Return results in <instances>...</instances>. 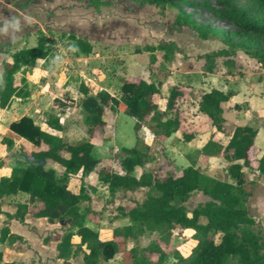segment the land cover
I'll use <instances>...</instances> for the list:
<instances>
[{
  "label": "trees",
  "instance_id": "trees-1",
  "mask_svg": "<svg viewBox=\"0 0 264 264\" xmlns=\"http://www.w3.org/2000/svg\"><path fill=\"white\" fill-rule=\"evenodd\" d=\"M31 1L26 0L20 9ZM89 1L95 7L107 4L101 0ZM133 1L158 7L175 6L177 13L173 24L178 30L190 29L200 39L212 38L222 42L225 47L205 53L203 57L206 60L213 62L216 57L222 56L226 58V65L232 66L236 52L241 51L255 59L264 70V0H251L250 8L236 7L232 4L233 0ZM182 4L209 7L217 17L227 21L231 28L220 29L197 22L181 7ZM59 37L69 41L76 57L87 56L93 50L86 36L62 32ZM15 43L0 42V53L11 59L10 63H4L0 72V108L8 107L14 97L23 100L30 95L25 74L37 65L38 60L42 59L41 66H46L52 50L49 37L43 32L38 35L34 46L13 50ZM158 50L162 51L164 62L169 63L181 48L174 41H159L156 45L138 47L136 52H149V61L153 63L156 61L155 51ZM212 70L213 65L209 64L205 72ZM17 73L21 74L18 79ZM160 82L123 77L118 95H113L104 89H94L85 80L79 81L77 90L81 97L77 106L88 137L100 135L106 124V108L134 118L133 130L136 136L143 126L162 140L181 129L187 118L186 114H182L181 103L187 100L185 96L188 98L191 91L186 93L181 85L172 84L165 96V108L161 110L158 106ZM232 96L231 90L211 88L201 92L197 100L199 117L214 128L200 149V160L207 162L210 156L224 158L229 162L227 174L231 181L210 176L192 165L178 172H169L162 178H155L145 167L152 158L150 146L141 144L138 137L134 146L120 148L122 155L119 164L123 173L114 171L109 165H100V159L92 154L93 144L89 139L69 143L62 137L64 127L59 115L74 102L70 98H53L51 109L56 111L48 113L45 119L51 131L41 129L30 116L23 115L10 122V133L2 138L7 148L13 145L11 133L23 142L20 146V159L12 167L10 175L0 176V214L3 213V198L18 193L27 194L29 203H17L13 214H4L20 222H23L26 213L34 217H45L51 223L69 221L75 230L68 229L62 234L56 245L57 257L67 259L82 252V264H101L119 253L123 256L122 264H167L170 258L173 259L170 264H264V235L249 214L251 191L246 188L243 171L246 167L264 175V155L256 159L248 156L258 130L250 124L236 125L226 143H222L216 135L223 132L225 123L221 104ZM193 135V132H184L182 138L189 141ZM2 164L3 159L0 157V166ZM52 164L62 166L63 170L57 171ZM136 168L141 169L138 175L135 173ZM75 174H79L81 179L77 192L68 188V180ZM89 174H95L96 180L107 187L110 195L118 191L146 188L142 201L130 200L129 205L118 207L128 223L111 228L109 238L101 237L99 231L85 224L86 212L90 208H83L81 204L90 200L89 189L95 190V186L87 185L83 180ZM195 191H200L207 199L189 210L185 203ZM203 218L205 221H201ZM146 232L157 233V238L145 247H127L129 240H136ZM174 233L182 239L180 248L171 243ZM74 235L79 237L76 245L72 243ZM216 235L218 241L214 239ZM16 240H21V237L10 233L7 225L0 228V242L12 244ZM191 241L193 244L188 246L186 243ZM182 247L187 251H182Z\"/></svg>",
  "mask_w": 264,
  "mask_h": 264
},
{
  "label": "rangeland",
  "instance_id": "rangeland-1",
  "mask_svg": "<svg viewBox=\"0 0 264 264\" xmlns=\"http://www.w3.org/2000/svg\"><path fill=\"white\" fill-rule=\"evenodd\" d=\"M25 1L0 0V42L15 41L16 43L12 46L14 50L34 46L41 32L48 35L52 47L50 57L46 66L35 69L28 76L32 84L30 93L35 89H41L42 85L52 92H47L50 98L46 97L42 100L40 106L43 110L47 106L51 110V101L56 96L73 97V99L70 98L74 103L69 108V113L60 116L65 127L64 139L67 142L75 143L78 140L89 139L84 131L85 125H83L81 111L75 105L80 94L76 88L81 80L89 81L91 77H96L94 88L98 85L106 86L114 95H118L123 77L143 78L156 83L161 81L160 89L163 93H167L166 86L172 84L181 85L186 93L191 91L188 98L185 96L191 106L187 107L188 109L186 106L182 108V114H186L187 118L183 121L181 129L163 140L157 138L146 127H143L136 136L133 130L134 119L123 112H119L118 117L115 115V129L108 125L107 138L100 140L98 135L96 146L92 150L93 156L101 159V164H110L109 166L118 170L119 157L122 155L120 148L134 146L138 137L141 144L150 146L152 158L145 167L152 172L155 178H162L169 172H178L181 168L192 165L201 168L210 176L231 181L227 174L229 162L224 158L210 156L207 162L200 160V149L214 128H210L206 120L197 116L195 103L200 92L211 88L233 91V96L227 104H224L223 132L216 134L221 142L226 143L236 125L250 124L256 127L258 132L248 156L250 159H256L264 155V70L255 60L243 56L240 51L236 52L232 66L226 65V58L222 56L216 57L213 62L206 60L203 57L205 53L219 50L225 47L224 44L217 39H200L190 29L178 30L173 24L177 13L175 6L158 7L151 4H140L133 0H101L107 4L95 7L89 0H33L20 9ZM232 4L236 7H252L251 0H233ZM181 7L197 22L220 29L231 28L227 21L217 17L209 7L201 5L191 7L184 4ZM213 7L218 9V6ZM21 13L30 16L32 23L29 24L20 15ZM13 16L19 18L18 27L17 22L12 20ZM62 32H73L78 36H86L93 46L92 52L87 56H74L69 48V41L65 37H59ZM159 41H174L181 48L180 52H175L171 62H164L163 53L159 50L155 51L156 61L153 63L149 61V52H136L138 47L146 44L156 45ZM10 60L7 55H0V72L3 70L4 63H10ZM209 64L213 65V70L205 72ZM20 76V73L16 74L17 79ZM190 84L193 85V90H189V87L192 88ZM159 106L164 107L161 96H159ZM23 112L25 113L26 110ZM48 113L50 112L43 113V119ZM7 118L0 116L1 137L5 135L8 125ZM43 119L39 117L38 123H42ZM75 123L79 128L73 125ZM70 129L72 131H69ZM184 132H195V134L191 140L185 141L182 138ZM19 144L20 142H16L4 153L3 158L7 160L9 166L17 164V158L20 157ZM139 171L141 169L137 168L135 173ZM243 171L246 188L251 191L248 202L249 214L255 219L256 227H259L264 235V175L246 167ZM145 193L146 188H138L110 195L108 190L100 185L97 192L91 194V202L88 204L96 210L97 215H92L86 223L100 230L101 237L110 236L107 231L108 226H116L124 222L118 207L129 205L131 199L142 201ZM12 196L8 197L6 204L11 205L13 201H27L24 193ZM206 199L207 197L200 191H195L185 205L190 210ZM86 205H81V207L84 208ZM29 228L36 231L39 242L36 248H39V251L26 244L16 246L19 249L15 248V251L12 245H0V251L3 253V249L10 250L7 253L14 258L24 255V258L19 256V259H23L21 264L35 262L39 264H82L80 254L77 257L74 256L73 259L71 257L61 259L53 250L56 240L62 233L68 229L75 230L69 221H57L53 225L42 222L33 224V227ZM185 233L189 235L188 231ZM156 238L157 233L146 232L138 239L129 242L131 244L128 243L127 246L145 247ZM214 239L218 241V235ZM181 240V237L174 233L171 243L180 248ZM186 244L189 246L193 242ZM181 249L184 252L187 251L184 247ZM23 252L25 254H21ZM172 260L170 258L167 264H170ZM122 263L123 256L120 253L114 260L103 261L101 264Z\"/></svg>",
  "mask_w": 264,
  "mask_h": 264
},
{
  "label": "crops",
  "instance_id": "crops-1",
  "mask_svg": "<svg viewBox=\"0 0 264 264\" xmlns=\"http://www.w3.org/2000/svg\"><path fill=\"white\" fill-rule=\"evenodd\" d=\"M240 53L243 55V56H246L247 58H250V57H248L246 54H244L243 52H241L240 51ZM1 54H3V53H0V55ZM241 55V56H242ZM86 58V57H85ZM251 59H253V58H251ZM253 60H255V59H253ZM11 61V60H10ZM256 61V60H255ZM43 62V60L41 59V60H38L37 61V65L35 66V67H33L32 68V71H28L26 74H25V78H26V81H27V84H28V91L30 92L31 91V88H32V84H31V82H29V78H28V76L30 75V73H32L35 69H39V68H41V67H43V66H41V63ZM18 74V73H17ZM89 79V78H88ZM85 81H87V80H85ZM95 81H97V78L96 77H91L90 79H89V81H87V82H89L90 84H96V82ZM148 81V80H147ZM104 82V81H103ZM181 83H183V81H180ZM48 85V84H47ZM104 85H105V83H104ZM171 85H167L166 87H167V90H168V88L170 87ZM190 86H192V88H190L189 87V89H194V87H193V85L192 84H190ZM94 87V86H93ZM46 88V86L45 85H42L41 86V89H39V90H33V92L32 93H30V95L29 96H26V98L25 99H21V98H19V97H14L12 100H11V102H10V104H9V106L8 107H6V108H0V116H2V117H8L6 120H8L7 121V123H8V125L6 126V130H5V135H2V137L0 136V157L3 159V164H2V166H0V176H9L10 175V173H11V169H12V167L13 166H9L8 164H7V160H5V158H3V156H4V153L6 152V149H7V147H6V145L4 144V143H2V138L4 137V136H7L9 133H10V129H9V124H10V122H12V121H14V120H17V119H19L21 116H23V115H28V116H30L32 119H33V121H34V123L35 124H37V125H39L40 127H41V129H44V130H47V131H51L48 127H47V125L45 124V119L47 118H45V119H43L44 118V116H43V113L44 112H53V111H56V110H49L48 109V106H47V108L45 109V110H43V109H41V106H40V104H41V102H43L42 100L44 99V98H46V97H48V98H50V95L48 94V93H52L51 91H49L48 89H45ZM97 88L100 90V89H104V90H107L109 93H111L110 92V90H109V88L108 87H106V86H102V85H98L97 86ZM97 88H94V89H97ZM77 89V88H76ZM209 89H207V90H203V91H208ZM78 91V90H77ZM48 92V93H47ZM112 94V93H111ZM200 94H201V92H200ZM199 94V95H200ZM114 95V94H113ZM167 95V93H163V92H161V89H160V96H161V98H162V100H163V102H164V107L163 108H161L160 106H159V98H158V106H159V108L161 109V110H163L164 108H165V102H166V99H165V96ZM70 96V95H69ZM56 97H58V96H56ZM78 97H79V99H80V97H81V94H79L78 95ZM55 98V97H54ZM58 98H61V97H58ZM70 98L71 99H73V97H71L70 96ZM199 99V98H198ZM197 99V100H198ZM53 100V99H52ZM79 101V100H78ZM229 101V100H228ZM228 101H226V102H223L222 104H221V106H222V108L224 109V104H227V102ZM51 103H52V101H51ZM48 105V104H47ZM76 106H77V103L75 104ZM183 106H186V109H188L190 106H191V104H189L188 103V101L186 100V101H184V102H182L181 103V107L183 108ZM70 107H72V106H70ZM69 107V108H70ZM78 107V106H77ZM188 107V108H187ZM50 108H51V106H50ZM185 109V108H184ZM24 110H26V112L24 113L23 111ZM195 110H196V112H197V101H196V103H195ZM111 110L110 109H108V108H106V110H105V120H106V124H105V126L103 127V129H102V131H101V133H100V140L102 139H105V138H107V128H108V125L109 126H111V127H113L114 129H115V115H117V117H118V113L120 112V111H118V112H112V114H111ZM65 113L67 114V113H69V109L68 110H65L63 113H61L60 115H59V117L60 116H62V115H65ZM198 113V112H197ZM196 113V114H197ZM110 115H111V117H110ZM199 114H197V116H198ZM39 117L40 118H42L43 119V121H42V123H38V119H39ZM134 119V118H133ZM134 122H135V119H134ZM60 123L63 125V123H62V120H61V117H60ZM111 124V125H110ZM74 126H76L77 128H79V126L75 123V124H73ZM84 125V124H83ZM63 127H64V125H63ZM144 128H145V126H143ZM142 127V128H143ZM141 128V129H142ZM147 128V127H146ZM211 128V127H210ZM113 129V130H114ZM140 129V130H141ZM148 129V128H147ZM64 130H65V127H64V129H63V131H62V137L64 138V135H63V133H64ZM139 130V131H140ZM149 130V129H148ZM69 131H72V129H70ZM84 131H85V133H86V128L84 127ZM138 131V132H139ZM150 131V130H149ZM114 132V131H113ZM151 132V131H150ZM152 133V132H151ZM174 134V133H173ZM194 134H195V132H194ZM11 135H12V139H13V145H12V147L16 144V142H20V144L18 145V150H19V154H20V146H21V144H22V139L21 138H18V137H16L14 134H12L11 133ZM86 135H87V133H86ZM136 135V134H135ZM172 135V134H171ZM257 135V134H256ZM88 136V135H87ZM97 136L98 135H94L93 137H89V140H90V142L93 144V148H94V146H96V140H98L97 139ZM138 136V135H137ZM209 138V137H208ZM207 138V139H208ZM229 138V137H228ZM207 139H206V141H207ZM137 140V139H136ZM228 140V139H227ZM79 141V140H78ZM205 141V142H206ZM77 142V141H76ZM204 142V143H205ZM70 143V142H69ZM148 145V144H147ZM124 147V146H123ZM259 158V157H258ZM17 159H20V157L19 158H17ZM100 159V158H99ZM100 165H103V164H101V159H100ZM110 165V164H109ZM15 166V165H14ZM52 167H54V168H56L57 169V171H62L63 170V167L62 166H60V165H58V164H52L51 165ZM111 167V166H110ZM112 168V167H111ZM114 171H116V172H118V173H123V171H122V169H121V167H120V164H119V169L118 170H116V169H114V168H112ZM137 169V168H136ZM136 169H135V171H136ZM141 171H139V173H140ZM139 173H136V175H138ZM84 182L87 184V185H92V186H95V190L94 191H91L90 189H89V191H88V195H89V197H90V200L89 201H84V202H82V204L81 205H84V204H87L86 206H89L88 204L91 202V194H94L95 192H97V190H98V187L101 185V186H103V187H105L106 189H107V187L105 186V185H102L100 182H98L97 180H96V178H95V174H89L88 176H86V177H84ZM89 180H91L92 182H90ZM79 182V183H78ZM90 182V183H89ZM80 183H81V179L79 178V174H75V175H72V176H70V178H69V180H68V188L71 190V191H73V192H77L78 191V189H79V187H80ZM126 191H129V190H126ZM118 192H122V191H118ZM19 194V193H18ZM18 194H16V195H18ZM16 195H13L12 197H14V196H16ZM26 196H27V194H26ZM27 198V200H28V196L26 197ZM131 200H136V199H131ZM130 201V200H129ZM8 202V197H6V198H3L2 199V201H1V209H2V211H3V213H1L0 214V228L1 227H3L4 225H7L8 226V229H9V231H10V233H13V234H16V235H18V236H20L21 237V240H16V241H14L12 244H9V245H12V249H14V251L16 250V249H19L18 247H16V246H22V245H24V244H26V245H30V248H34V250L36 249L37 251H39V248H36V246L37 245H39V242H38V240H37V236H36V231H34V230H32L31 228H29V227H33V224L34 225H36V224H38V223H42V222H46V223H48V224H50V225H53V224H55V223H57V221L56 222H48L47 221V219L45 218V217H34V216H32L30 213H26L25 215H24V219H23V222H20L19 220H17L16 218H8L4 213L6 212V213H9V214H13L14 213V211L16 210V204L17 203H21V202H28V201H17V202H15V201H13V203L11 204V205H9V204H6ZM3 203H5V204H3ZM29 203V202H28ZM86 206H84V207H86ZM89 208H90V212H88L86 215H87V218H86V220H85V224L87 225V226H89L90 228H92L90 225H88L87 223H86V221H87V219H91V217H92V215H97V212H96V210H94V209H92L90 206H89ZM120 213V212H119ZM120 215H121V219H123L124 220V222L122 223V224H119V225H116V226H108V229H107V231H108V233H109V235H110V233H111V228H114V227H118V226H123V225H125V224H127L128 223V219L125 217V216H123L121 213H120ZM42 218V219H41ZM97 222V221H96ZM92 229H94V228H92ZM94 230H97V229H94ZM97 231H99V233H100V230H97ZM106 231V230H105ZM63 234V233H62ZM62 236V235H61ZM61 236L58 238V240H56V242H55V244H54V247H53V250L56 252V254H57V250H56V245H57V243L60 241V238H61ZM106 238H109L110 236H105ZM131 241H134V240H129L128 242H127V244L129 243V242H131ZM79 242V237L78 236H76V235H74L73 237H72V243L73 244H77ZM4 244H8L7 242H0V245H4ZM129 244H131V243H129ZM129 247H131L132 245H128ZM127 246V247H128ZM128 247V248H129ZM16 248V249H15ZM83 249H85V247L83 246ZM1 250V249H0ZM8 251H10V250H4L3 249V253H2V261L0 262L1 264H3L4 262H14V263H16V264H21V262H23V259H19V256L21 257V258H24L23 256L24 255H18L16 258H14V257H12V256H9V254L7 253ZM11 251H13V250H11ZM26 251V250H25ZM21 254H25V252H23V253H21ZM82 255V252H79L78 254H76V255H74L75 257H77V255ZM120 254V253H119ZM119 254H117V255H115V257L114 258H117V256L119 255ZM74 256H70L72 259H73V257ZM70 258V259H71ZM114 258L113 259H111V260H114ZM36 264H39V263H37V262H35Z\"/></svg>",
  "mask_w": 264,
  "mask_h": 264
},
{
  "label": "clouds",
  "instance_id": "clouds-1",
  "mask_svg": "<svg viewBox=\"0 0 264 264\" xmlns=\"http://www.w3.org/2000/svg\"><path fill=\"white\" fill-rule=\"evenodd\" d=\"M20 15H22L23 18H24L29 24L32 23V18H31L30 16L25 15V14H23V13H21ZM18 19H19V18H18L17 16H13V17H12V20L17 22V24H16L17 27H18Z\"/></svg>",
  "mask_w": 264,
  "mask_h": 264
},
{
  "label": "built area",
  "instance_id": "built-area-1",
  "mask_svg": "<svg viewBox=\"0 0 264 264\" xmlns=\"http://www.w3.org/2000/svg\"><path fill=\"white\" fill-rule=\"evenodd\" d=\"M69 48L71 49L70 45H69ZM71 50H72V49H71ZM68 109H69V107H66V108H65V110H68Z\"/></svg>",
  "mask_w": 264,
  "mask_h": 264
}]
</instances>
